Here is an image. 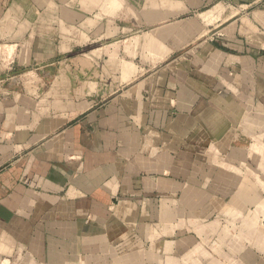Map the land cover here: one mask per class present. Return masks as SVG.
I'll return each mask as SVG.
<instances>
[{
	"label": "crops",
	"instance_id": "crops-1",
	"mask_svg": "<svg viewBox=\"0 0 264 264\" xmlns=\"http://www.w3.org/2000/svg\"><path fill=\"white\" fill-rule=\"evenodd\" d=\"M0 264H264V0H0Z\"/></svg>",
	"mask_w": 264,
	"mask_h": 264
}]
</instances>
